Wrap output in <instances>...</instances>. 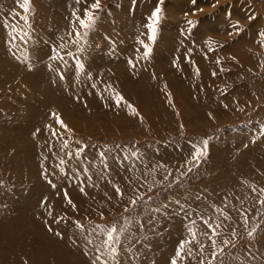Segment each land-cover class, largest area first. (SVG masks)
<instances>
[{
    "label": "rangeland",
    "instance_id": "obj_1",
    "mask_svg": "<svg viewBox=\"0 0 264 264\" xmlns=\"http://www.w3.org/2000/svg\"><path fill=\"white\" fill-rule=\"evenodd\" d=\"M94 2L0 0V264H264V0Z\"/></svg>",
    "mask_w": 264,
    "mask_h": 264
},
{
    "label": "snow or ice",
    "instance_id": "obj_2",
    "mask_svg": "<svg viewBox=\"0 0 264 264\" xmlns=\"http://www.w3.org/2000/svg\"><path fill=\"white\" fill-rule=\"evenodd\" d=\"M80 0H77V3H79ZM133 4L136 3V0H132ZM196 0H193V4H195ZM30 3V0H23V7H22V11L24 12H27L28 11V5ZM215 7V5H213ZM101 5H100V0H95L94 3H91L90 5H87L86 8L84 9V13H83V18H80L79 16H77V19L79 21V26L80 28H83V29H89L91 28V26L94 24L95 22V19L96 17L94 16V13L96 12H99L101 11ZM161 7H160V3H157L154 10L151 12V15H150V18H149V22L146 24V28L149 30V33H148V39H154L155 38V33H156V29H157V26L161 20ZM194 14V13H193ZM74 15H76L74 13ZM249 19L252 20V19H255V17L253 16H249ZM187 24L189 26H192L194 24L193 21L189 20L187 21ZM232 27H234L236 29V35H239L240 34V28H239V23H237L236 25H233ZM231 34V33H230ZM71 35V34H70ZM75 37L77 39L80 38L81 36V33L77 32L74 34ZM258 35L260 36H264V33H258ZM261 46H264V45H261ZM210 51H214L212 49H209ZM144 51V55L147 56L149 55V50L147 48L143 49ZM217 64L220 63L219 60L216 61ZM131 66V65H130ZM221 71H223V69H221ZM213 75H216V73H213ZM61 79H63V75H61L60 77ZM123 101V97L120 96L119 94H117L116 98H115V103L117 105H119L121 102ZM129 107L131 108L132 106L129 105ZM133 112L134 114H137L138 113H135V109H133ZM52 118L55 119L57 125H59L61 128H63L65 131H70V129H68L67 125L64 123V121L61 119V117L59 115H57L56 113H53L52 114ZM37 132H39L40 130L37 129L36 130ZM35 135V133H34ZM52 135L55 137L57 136V132L53 131L52 132ZM202 145L203 147L201 146H197V145H193V152H192V157H191V161L189 163H191L193 166H196L199 164V161L201 159V157L205 154L204 153V148H206L208 146V141L205 140L202 142ZM64 146L67 147V141L65 140L64 141ZM133 155H137V153H133ZM64 161H61V163H63ZM161 167H163V165H160ZM192 171V167H189L188 168V172H191ZM169 175H171V173H169ZM168 177H165V179H167ZM151 190V189H149ZM81 191H83V189H81ZM116 194L117 195H122V192L119 188H117L116 190ZM261 191H264V190H261ZM151 199V198H149ZM143 201V198L142 197H137V199L135 200H132L131 201V204L133 206L137 205L138 203L142 202ZM69 203H71V201L69 200ZM261 203H264V201H261ZM127 211V209H126ZM221 215H223V212L221 211L220 213ZM201 222L203 224H205L206 226H208L209 230L212 231L213 233V236L214 235H217V233L215 232L214 230V227L210 224V221L209 220H205L203 218V216H201ZM78 227H83L82 225H77ZM99 227V226H97ZM215 227H219V225H215ZM126 230V225L125 226H121V227H118L116 225H112V226H105L104 227V231L107 233V239L105 241V244L108 245L110 247V251L111 253L115 254L117 249L111 245L115 244V243H118L119 242V233L120 232H124ZM257 230L256 229H253L252 232H249L248 233V236L251 237ZM233 235H235V231L233 230ZM211 239V237H209ZM232 242L229 241V240H224L223 241V245L227 246L229 244H231ZM203 245H201V252H203ZM216 244L213 243V253H212V257L210 259V261H208V264H216L217 261H220V264H224V261L221 259V256L223 255V249H221L220 252H217L216 251ZM101 249L98 247L97 248V252H100ZM182 255H184L183 253V245H180L178 250L176 251L175 253V256L176 258H180ZM103 259L102 256L100 255H97L96 256V261H97V264H99V262ZM170 264H178V259H173L171 260ZM199 264H205V261L204 260H201L199 262Z\"/></svg>",
    "mask_w": 264,
    "mask_h": 264
},
{
    "label": "bare ground",
    "instance_id": "obj_3",
    "mask_svg": "<svg viewBox=\"0 0 264 264\" xmlns=\"http://www.w3.org/2000/svg\"><path fill=\"white\" fill-rule=\"evenodd\" d=\"M2 74V73H1ZM239 169V168H238ZM226 234V233H225ZM218 239V238H217ZM19 262H21V261H19ZM24 262H22L21 264H23Z\"/></svg>",
    "mask_w": 264,
    "mask_h": 264
}]
</instances>
